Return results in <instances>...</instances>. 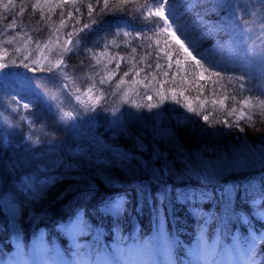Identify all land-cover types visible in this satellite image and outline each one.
Segmentation results:
<instances>
[{"label":"trees","instance_id":"16d2710c","mask_svg":"<svg viewBox=\"0 0 264 264\" xmlns=\"http://www.w3.org/2000/svg\"><path fill=\"white\" fill-rule=\"evenodd\" d=\"M140 2L143 3V0ZM23 3L26 10L15 17L16 26L9 28L11 21L0 17V63L9 65L7 69H0V74L10 73L7 77L0 76V200L4 195L8 196L16 202L20 211L12 227L8 215L0 205V264H33L34 261L36 264L41 261L58 264L60 260L72 259L103 264L121 236L124 240L122 246H130L134 240L137 243L145 240L156 242L161 233L169 240L180 242L183 250L180 259L185 264L201 234L209 244L216 242V251L221 255H216L215 259L230 264L235 253L231 256L223 255L225 249H230L235 238L248 235L247 224L232 227L236 216L253 219L257 228L264 224V219L259 218L260 212H264V202L258 196L257 205L250 201L245 203L242 199L245 188L252 185L258 189L264 183V169H261L259 162L260 152L264 151V121L256 117L254 125L240 121L243 132L237 127L217 123V120H235V116L226 115V109L232 107L231 101H225V107L212 103L223 93L224 81L214 84L211 80H198L192 69H187L186 66L178 68L174 58L169 65L164 55L166 49L163 37L152 35L146 28L143 31L151 36L152 47L147 46L148 41L142 36L132 39L112 35L118 30V25L123 31H127L131 25L129 29L133 36L141 31L142 20L139 13L134 11L133 4L117 7V0H109L110 7L105 10L104 0H77L75 5L71 0L66 3L51 0L50 5L42 4L43 11H40L30 7L36 0H23ZM88 4L93 5L91 17ZM239 4L242 7L247 5L249 11L259 10L261 7L260 0H239ZM69 12L71 17L68 16ZM61 19L66 26H61ZM92 19L97 24L93 25L87 46L97 54L103 53L105 41L100 37L104 36H107V41L115 40L118 46L110 44L107 56L99 57L101 64L95 69L87 66L94 65L96 60L86 52L77 50L78 54L69 53L65 57L71 67L80 66V71L76 73L81 78L77 81L80 92H85L91 83L84 77L97 71L103 75L104 63L118 53L115 60L107 63L108 71L115 69L116 63H119V70L112 77L111 84L99 85L97 76V87H102L107 94L114 89L115 82L123 77L125 83L121 87L128 90L130 99L139 103H148L146 94L153 97L152 102L159 103L157 91L166 93L168 99L159 108L138 109L129 103H122L119 96L111 94L107 95V102L102 107L98 106L95 111H86L76 104L75 93L71 102L64 95H58L55 101H48L49 92L58 94V90L44 79L52 74L40 71L39 65L32 66L37 67V71L33 72L20 64L22 60L28 63L31 59H37L40 65L46 66L48 60L45 57L51 60L56 58L55 54L68 38L67 33L74 29L78 32ZM226 19L227 12L221 9L212 14L209 23L219 24ZM101 29H107V33ZM86 34L87 31L81 35ZM232 39L226 31L214 32L201 46L205 54H208L213 45L234 47ZM37 42L40 44L39 49ZM45 43L47 47H44ZM259 46L260 43L257 42L256 47ZM240 47L244 51L238 57L217 48L213 51V58L227 65L228 75L247 73L246 87L252 91L246 95H260L264 92V69L248 51L252 47L251 40H245ZM133 48L136 49L135 53ZM25 57L29 60H25ZM82 60L84 65H81ZM13 61L16 63H12ZM157 64L160 66L157 67ZM125 72L128 76H124ZM18 73L35 77L32 83L40 86L38 91L43 94L41 99L37 100L35 95L30 97L39 105V108L30 109L36 116H29V112L22 109V104L26 102L22 100L21 110L18 113L12 111L17 107L15 100H19L18 96L13 99L15 92L19 91L16 85ZM173 91L176 98L181 100V105L188 102L198 111L211 113L210 122H205L201 116L187 112L181 105L174 103ZM261 98L264 99V96ZM81 99L87 102L89 97L82 96ZM49 102L53 104L52 111L47 110ZM90 102L95 103V100ZM56 105H61L60 112L55 111ZM74 106L76 111H73ZM113 109L121 111L124 130L116 131L111 128L109 116ZM68 111H73L75 119L63 118L62 114ZM21 116L28 119L20 120ZM37 116L40 118L37 119ZM31 120H36V123L31 124ZM78 148H86L93 161L104 160L107 165L90 163L85 158L75 156L73 151ZM242 149H252L254 153V158L249 160L247 166L226 169L222 175L218 174L207 182L197 180L195 175L191 182L186 178L178 179L184 174L182 165L190 158L197 163H216L221 158L232 160ZM156 156L160 158L157 160ZM165 168L171 169V175L166 172L159 181L153 178V170ZM47 178L54 182L45 193L34 196L26 189L24 198L17 200L16 194L23 185ZM81 180L86 181L79 184L84 195L81 196L79 192L73 195L71 188ZM205 184L208 191L214 189L217 194L222 188L233 185L239 186V191L232 193L231 203L227 207L205 201L200 206L203 218L190 215V206L178 202H174L169 207L167 216H164L160 200L157 199V193L163 188L173 190L174 194L176 190H184L186 187L201 189ZM62 193L66 194L61 196ZM119 198L126 201L124 207L130 218L122 233L112 227L110 215L101 219L103 212L100 215L96 213L97 208L103 209L101 199ZM77 200L92 213L91 222L94 223L91 233L77 238L76 243L80 245L79 256L74 255L76 249L71 237L61 229V225L68 219L67 213L74 211ZM258 205H261L259 210ZM221 219L226 222L230 219L232 223L225 229L220 223ZM41 241L47 250H56L60 256H56L54 252L48 255L38 250ZM160 244L163 248V240ZM177 251L179 250L171 253L173 258ZM141 258L149 257L145 255ZM158 259L167 264L168 254L162 251Z\"/></svg>","mask_w":264,"mask_h":264},{"label":"snow or ice","instance_id":"6c2138e0","mask_svg":"<svg viewBox=\"0 0 264 264\" xmlns=\"http://www.w3.org/2000/svg\"><path fill=\"white\" fill-rule=\"evenodd\" d=\"M67 0H61V3H66ZM72 4L75 5L77 0H71ZM51 0H36V3L31 4L30 7L33 9H38L43 11V5H50ZM128 4H133L134 11L139 13V18L142 20L141 31L133 36L132 31H123L121 26H117V31L113 33L114 36L132 37L136 39L137 37H143L144 40L148 41V47H152L151 36L163 37L164 48L166 51L164 55L167 57L169 65L173 58L175 59V64L179 67H185L187 69H192L194 76L198 80H211L214 84H219L224 81L223 93L219 94L220 98L218 100H213L212 103L215 105L219 103L222 107H225V101H231L232 107L226 109V115L228 117L235 116V120L229 122L225 119L223 121L217 120V123H224L228 127H237L241 132L244 128L241 127L240 121H245L249 125L255 124V119L259 118L264 121V92L260 95H246L247 92L252 91L251 88L246 87V75H228L229 68L227 65L222 64L220 61L213 58V51L219 48L220 50H227L232 56L238 57L241 51H244L240 47L245 40L252 41V47L248 49L253 56L256 57L257 62L264 69V0H260V9L248 10V6L243 7L239 4V0H117V7H126ZM58 7L60 5H57ZM110 7L109 0H104V9L107 10ZM89 17L92 16L93 5L88 4ZM225 10L227 12V19L221 21L219 24L209 23L212 18V14L218 12L219 10ZM26 10L23 0H0V17L5 20H10L11 23L8 24L9 28L16 26L15 17L22 15ZM79 11V8L76 9ZM241 13V14H238ZM71 12L68 16L71 17ZM97 21L92 19L90 23H85L79 31H72L67 33V39L61 45V50L58 51L54 60L48 59L46 66L40 65L39 60L31 59L25 57V60H29L25 63L23 60L20 64L25 69L29 71H37V67H32L33 65H39L40 71H47L52 75L45 77L49 83L53 85L58 90L57 95L48 93V101H55L58 99V95H64L66 99L71 102L73 94L75 93V102L80 105L86 111H95L96 108L102 107L104 103L107 102V95L111 94L114 96H119L122 103H129L135 108L147 107L149 110L152 108H159L167 99L168 95L157 91L156 96L159 103L152 102L153 97L146 94V100L148 103H139L132 100L128 96V90L123 89L121 86L125 83L124 78L120 77L119 80L115 82L114 89L106 94L102 87H97L96 77L99 76V85H104L106 83L111 84L112 77L115 72L119 70V63H116L115 69L108 71L107 63L115 60L118 53L111 56L107 62L104 63V74L101 75L100 72H95L92 75H87L84 77L85 80L91 81L86 91L81 93L77 81L81 79L76 76V73L80 71V66L71 67L68 65L65 57L69 53H77V50L88 53L92 58L96 60V63L87 65L95 69L101 64V56H107V50L110 46L116 45V41H107V36L100 37L104 43L105 51L103 53H95L92 48H89L88 42L90 36L92 35L93 25H96ZM175 25V27H174ZM61 26H66L65 21L61 19ZM131 28V25H129ZM147 29L148 32L143 31ZM107 33V29H101ZM57 32L59 29L56 30ZM87 31L88 34L81 35ZM228 32L230 36L233 37L232 44L234 47L227 48L225 44L219 46L213 45L212 50H208V54H205V50L202 48L201 44L203 41L207 40L214 32ZM179 33V35H178ZM98 35V33H96ZM75 36V39L73 37ZM183 37V38H181ZM255 37V39H253ZM31 39V37H29ZM257 42L260 46L257 48ZM159 45V40H157V46ZM40 44L37 42V48L39 49ZM44 47H47L45 43ZM134 53L136 49L132 50ZM119 59H124V57H119ZM12 63H16L13 61ZM81 65H84V61H81ZM160 65L157 64V67ZM9 65L7 63H0V69H7ZM138 74V73H137ZM167 75V73H165ZM10 73L0 74L2 77H7ZM19 79L16 82L19 88L18 92H15L13 99L18 96L19 100H15L17 107L12 109L13 112H19L21 110L20 101H26L22 104V109L29 112V116H36V113L31 112L32 107L39 108V105L30 99L31 96L35 95L37 100L41 99L43 95L38 91L39 85H34L32 81L36 79L35 77H28L23 74H17ZM124 76H128L125 72ZM262 79H264V72H262ZM231 89V90H229ZM98 93V95L96 94ZM91 94V95H90ZM139 95V93H136ZM214 94H217L214 91ZM180 95H183L181 93ZM82 96H88L89 100L86 102L81 99ZM173 102L181 105V100L176 98V93H172ZM239 97V99H238ZM94 99L95 103L90 101ZM187 110V112L194 113L197 116H201L205 122L209 121V115L211 113H206L198 111L196 107H193L191 103L185 102L181 105ZM53 104L47 103V110L52 111ZM61 105L55 106V111L60 112ZM73 111H76L75 106ZM73 111L64 112V119H75L73 116ZM116 109H113L115 113ZM238 113V114H237ZM79 115V113H77ZM40 117L37 116V119ZM28 117L21 116L20 120H26ZM31 124H35L36 120H31ZM169 134L170 133H166ZM157 160L159 156L155 157ZM254 158V153L252 149L241 150L240 153L234 157L232 160L221 158L216 163H206L200 161L197 163L194 159H189L187 163L183 164L184 174L178 177V179L184 180L185 178L191 182L193 175L197 180H204L205 182L211 180L216 175H222L226 169H236L248 165L250 159ZM259 162L261 169H264V151L260 152ZM254 166V164H253ZM147 167V165H145ZM171 175V169H155L152 172L153 178L156 180H161L165 173ZM159 173V175H157ZM71 179V177H69ZM54 182V181H53ZM80 183H86V181L81 180L76 184L75 187L71 188V192L75 195L77 192L84 195V191L79 187ZM47 181H32L31 184H25L21 187L20 191L16 194L17 200L24 198V191L27 189L34 196L40 195L46 192ZM102 187V186H101ZM90 191V189H89ZM239 186L233 185L232 187H224L217 192L213 189L208 191L206 184L201 189L185 188L184 190H176L173 194V190L165 187L160 192L157 193V199L160 200L161 211L166 217L168 214L169 207L173 205L174 202L181 203L183 205H188L189 213L192 216H201V205L205 201L215 202L220 205L227 207L231 203L232 193L238 192ZM66 193H62L61 196ZM99 193L97 192V195ZM260 198V201L264 202V183H261L259 188H255L250 185L249 188L244 189L243 201L248 203L249 201L257 205L258 201L256 197ZM218 197V198H217ZM126 201L123 198L119 199H101V204L103 209H96L98 215L101 211L104 215L101 219L110 215V223L113 228L121 233L126 230L127 223L130 222V218L126 215V209L124 207ZM261 205H258V210ZM83 209V210H82ZM6 211L12 213V217L16 219L17 204L13 200H8L6 203ZM174 211V209H173ZM68 219L65 223L61 225L63 233L71 237L73 241L74 248L76 252L75 256H79L80 245L76 243L77 238L85 235L86 233H91L94 230V223H92V213L87 211L85 205L81 203L80 200L76 201L74 206V211L70 210L67 213ZM260 219H264V212H260ZM221 225L225 229L228 228L229 223H232L229 219L227 222L224 219L220 220ZM237 224L243 227L247 224L248 235L241 238H235L230 249H225L223 255L231 256L233 253L235 255L232 257L230 264H264V224H261L260 228L256 227L253 223V219H246L243 216H236V222L232 223V227L235 228ZM259 233V234H257ZM163 240V248L161 247L160 241ZM124 245L123 237L121 236L120 241L117 243L115 249L108 253V258L103 261V264H165L164 261L158 259L161 252L168 254L167 264H185L180 256L183 253L181 249L180 242L178 240H169L167 236H163L161 233L158 235L156 242L151 240H145L137 243L135 240L130 246ZM40 247L42 252L51 255L52 252L56 256H60V253L56 250H47L43 242H40ZM216 242L211 244L204 238L201 234L196 241V245L193 248L190 258L187 264H225L224 260L217 261L215 259L216 255H221L216 251ZM173 250L177 251L175 258L171 256ZM87 255V254H85ZM147 255L148 259H142L141 257ZM33 264H36L34 261ZM40 264H48L47 261H41ZM58 264H96L95 261H78L76 259L72 260H60Z\"/></svg>","mask_w":264,"mask_h":264},{"label":"rangeland","instance_id":"374dc122","mask_svg":"<svg viewBox=\"0 0 264 264\" xmlns=\"http://www.w3.org/2000/svg\"><path fill=\"white\" fill-rule=\"evenodd\" d=\"M127 31H130V29L127 28ZM109 120H110L111 128H114V130H116V131L124 130V127H123V116H122V113H121V111L119 109H116L115 113L113 112V110L111 111V114L109 116ZM73 154L75 156H79V157L87 159V161L90 162V163L93 162V163H96L98 165H107L106 161H104V160L98 161V162L93 161L90 158V155H89V153H88L86 148H78V149L73 151ZM41 181H47L48 182L47 188L53 183V180L52 179H48V178L39 180V182H41ZM8 200H11V199H9L8 196L4 195L2 197V199L0 200V205H1L2 210L8 215L12 227H14L15 221L18 219V217L20 215V211H19V208L17 207L16 219L14 220L13 217H12V213L5 210L6 209V203H7ZM44 247H45V245H44ZM38 250H40L42 252L40 246H38Z\"/></svg>","mask_w":264,"mask_h":264}]
</instances>
